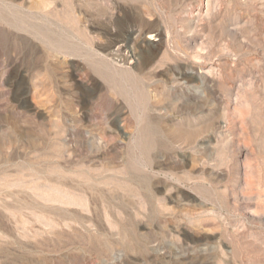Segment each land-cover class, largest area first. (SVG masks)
<instances>
[{"label": "rangeland", "instance_id": "374dc122", "mask_svg": "<svg viewBox=\"0 0 264 264\" xmlns=\"http://www.w3.org/2000/svg\"><path fill=\"white\" fill-rule=\"evenodd\" d=\"M3 1L79 50L0 43V264H264V0Z\"/></svg>", "mask_w": 264, "mask_h": 264}, {"label": "bare ground", "instance_id": "6f19581e", "mask_svg": "<svg viewBox=\"0 0 264 264\" xmlns=\"http://www.w3.org/2000/svg\"><path fill=\"white\" fill-rule=\"evenodd\" d=\"M5 1H7V0L3 1L4 2V3H2L3 6L6 4ZM44 4H46V3H44ZM41 6H43V5H41ZM35 8H39L41 10L40 5H37V6L35 5ZM29 9H30V11H32L31 10L32 8H29ZM21 11L26 12L25 9L22 10V7L20 9L15 5L5 6L4 9H3V7H0V24L2 25V27L0 29V41H1L0 43H1L2 48H9V49L17 48V44L12 46L11 39H13L14 37L16 40L22 41L23 43L28 42L27 37H31L35 40H38L40 42V45L42 46L41 48L43 50L48 51V52L49 51H56V52H62V53H69V52H71V53L75 52L76 53L79 50L78 46H76L75 43L70 42V40H67L65 36H63L61 33L57 32L56 28L54 29L53 26H56V27L60 26L58 23L51 22L52 17L58 16V13H59L58 10H53L51 12L49 11L47 13H44L45 12V10H44L43 12L41 11V13H39V14L30 12L29 15H30V17H32V22H30L31 20L28 22L26 20H24L22 18L23 16L21 17V14H23V15H25V14L22 13ZM38 20H41V21H38ZM38 41H37V43H38ZM37 48H39V47L37 46ZM88 51L89 50H87V53H88ZM106 55L108 56V58L110 57L109 59H107V61L108 60L110 61V64H111V62L115 65L121 64L119 66H129V65L136 64L135 63L136 56H135V53L133 52V48L126 41L116 43L113 47H111L107 51ZM92 66H93V64H92ZM106 67H108V66H106V63L104 61H102V59H101V61H99L98 63L97 62L95 63V67H94L95 71L94 72L98 73L99 74L98 76H100L102 79H104L105 82L109 85V87L115 93L121 94L123 96L126 95V98H127V95H129V92H128L129 90L130 91L131 90L134 91L135 89H136V91L139 90V87L137 85L139 83H138V79L136 77H134L133 81H131V86L129 87V90H128L127 86L129 83L127 85H124V82L122 83V82H119V81L113 79L107 73ZM119 78H120V76H119ZM141 80H142V78H141ZM136 91H134V92H136ZM127 92H128V94H127Z\"/></svg>", "mask_w": 264, "mask_h": 264}]
</instances>
